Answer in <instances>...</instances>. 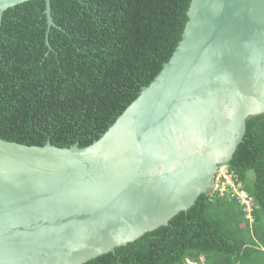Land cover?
<instances>
[{
    "label": "water",
    "instance_id": "95a60500",
    "mask_svg": "<svg viewBox=\"0 0 264 264\" xmlns=\"http://www.w3.org/2000/svg\"><path fill=\"white\" fill-rule=\"evenodd\" d=\"M26 1L0 0V27ZM46 14L56 25L51 0ZM187 14L161 72L90 145L0 138V264H84L210 192L264 113V0H191Z\"/></svg>",
    "mask_w": 264,
    "mask_h": 264
},
{
    "label": "trees",
    "instance_id": "16d2710c",
    "mask_svg": "<svg viewBox=\"0 0 264 264\" xmlns=\"http://www.w3.org/2000/svg\"><path fill=\"white\" fill-rule=\"evenodd\" d=\"M190 3L51 0V26L46 0L5 10L0 138L61 147L99 139L169 61ZM227 167L252 199L250 217L238 197L203 193L168 225L84 264H264V113L248 118Z\"/></svg>",
    "mask_w": 264,
    "mask_h": 264
},
{
    "label": "built area",
    "instance_id": "2783aa9c",
    "mask_svg": "<svg viewBox=\"0 0 264 264\" xmlns=\"http://www.w3.org/2000/svg\"><path fill=\"white\" fill-rule=\"evenodd\" d=\"M210 193H212V195L220 193L221 196L226 195L229 197H238L240 202L246 206L249 212L248 217H250L252 199L249 194L241 188V184L238 182V177L229 170L227 164L219 165Z\"/></svg>",
    "mask_w": 264,
    "mask_h": 264
},
{
    "label": "rangeland",
    "instance_id": "374dc122",
    "mask_svg": "<svg viewBox=\"0 0 264 264\" xmlns=\"http://www.w3.org/2000/svg\"><path fill=\"white\" fill-rule=\"evenodd\" d=\"M249 176H250V179H253V177H254V173H253V171H250V172H249Z\"/></svg>",
    "mask_w": 264,
    "mask_h": 264
}]
</instances>
